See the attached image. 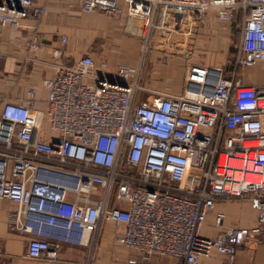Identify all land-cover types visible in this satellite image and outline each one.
Wrapping results in <instances>:
<instances>
[{
  "label": "built area",
  "instance_id": "built-area-1",
  "mask_svg": "<svg viewBox=\"0 0 264 264\" xmlns=\"http://www.w3.org/2000/svg\"><path fill=\"white\" fill-rule=\"evenodd\" d=\"M80 9L145 15L143 51L158 16L180 11H212L228 23L239 15L240 39L229 77L209 98L137 100L148 91L140 65L120 64L110 78L83 55L42 81L44 111L36 109L35 87L1 105L0 199L16 205L11 225L30 236L26 257L60 262L70 244L86 247L85 264H95L93 238L109 221L116 243L143 260L126 264H150L152 256L199 264L212 253L234 264L241 245L264 238V86L236 72L264 64V0H83ZM43 14L34 0H0V29L23 20L36 29ZM26 45L38 50L36 35ZM220 199L247 200L257 223L201 235Z\"/></svg>",
  "mask_w": 264,
  "mask_h": 264
},
{
  "label": "crops",
  "instance_id": "crops-1",
  "mask_svg": "<svg viewBox=\"0 0 264 264\" xmlns=\"http://www.w3.org/2000/svg\"><path fill=\"white\" fill-rule=\"evenodd\" d=\"M44 7L37 28L23 20L0 29V109L7 101H18L30 87L36 88L35 106L46 107L42 81L53 77L57 64L72 65L83 55H90L97 73L112 78L120 64L140 65V85L147 92L137 100L156 94L189 95L209 98L221 77H229L232 51L240 39V25L218 19L214 12L194 14L180 11L172 16H158L154 38L142 50L147 17L117 15L103 9L83 13V0H34ZM36 35L38 50L26 42ZM62 36L66 42H61ZM237 76L246 84L264 86V64L240 68ZM16 205L0 199V264H85L86 247L65 244L59 251L60 262L30 260L26 250L30 236L11 225ZM219 221L216 222V218ZM257 213L247 200L220 199L202 226L200 233L216 237L232 228L254 226ZM116 226L104 221L93 238L95 264H126L138 254L115 241ZM221 256L212 253L199 264H220ZM150 264H181L179 258L152 256ZM234 264H264V238L241 245Z\"/></svg>",
  "mask_w": 264,
  "mask_h": 264
},
{
  "label": "trees",
  "instance_id": "trees-1",
  "mask_svg": "<svg viewBox=\"0 0 264 264\" xmlns=\"http://www.w3.org/2000/svg\"><path fill=\"white\" fill-rule=\"evenodd\" d=\"M240 21H241V18H240V16L238 15V16L234 19V22L237 23V25H240ZM234 22H233V23H234ZM235 47H236V46H235ZM235 47H234V50L232 51V56H234ZM239 70H240V67L237 68V70H236L237 74H238Z\"/></svg>",
  "mask_w": 264,
  "mask_h": 264
},
{
  "label": "water",
  "instance_id": "water-1",
  "mask_svg": "<svg viewBox=\"0 0 264 264\" xmlns=\"http://www.w3.org/2000/svg\"><path fill=\"white\" fill-rule=\"evenodd\" d=\"M105 3H107V2H105ZM109 4V3H108Z\"/></svg>",
  "mask_w": 264,
  "mask_h": 264
}]
</instances>
